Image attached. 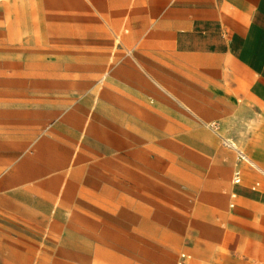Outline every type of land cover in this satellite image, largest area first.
<instances>
[{
    "label": "rangeland",
    "instance_id": "374dc122",
    "mask_svg": "<svg viewBox=\"0 0 264 264\" xmlns=\"http://www.w3.org/2000/svg\"><path fill=\"white\" fill-rule=\"evenodd\" d=\"M100 21L85 0H0L1 264H203L192 246L225 225L200 199L205 147L232 140L169 101L176 132L127 103L129 28Z\"/></svg>",
    "mask_w": 264,
    "mask_h": 264
},
{
    "label": "crops",
    "instance_id": "0c3cea01",
    "mask_svg": "<svg viewBox=\"0 0 264 264\" xmlns=\"http://www.w3.org/2000/svg\"><path fill=\"white\" fill-rule=\"evenodd\" d=\"M85 3L101 23L129 28L125 40L133 44L137 64L116 68L126 73L127 103L141 104L159 129L176 132L180 119L160 116V104L169 101L232 140L228 147H205L209 191L200 199L209 212L216 207L225 225L216 242L209 240V252L193 250L203 264H264V0ZM134 74L141 80L136 96ZM119 87L110 82L111 89ZM1 252L0 237V264Z\"/></svg>",
    "mask_w": 264,
    "mask_h": 264
},
{
    "label": "built area",
    "instance_id": "2783aa9c",
    "mask_svg": "<svg viewBox=\"0 0 264 264\" xmlns=\"http://www.w3.org/2000/svg\"><path fill=\"white\" fill-rule=\"evenodd\" d=\"M235 180L238 182L240 180V178L238 177V175L236 176Z\"/></svg>",
    "mask_w": 264,
    "mask_h": 264
}]
</instances>
